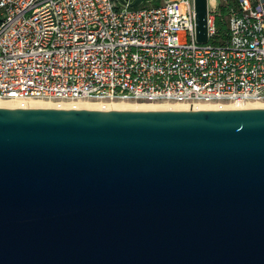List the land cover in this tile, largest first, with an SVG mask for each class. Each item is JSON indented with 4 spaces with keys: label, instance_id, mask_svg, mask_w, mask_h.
I'll return each mask as SVG.
<instances>
[{
    "label": "water",
    "instance_id": "1",
    "mask_svg": "<svg viewBox=\"0 0 264 264\" xmlns=\"http://www.w3.org/2000/svg\"><path fill=\"white\" fill-rule=\"evenodd\" d=\"M0 264H264V107H0Z\"/></svg>",
    "mask_w": 264,
    "mask_h": 264
},
{
    "label": "built area",
    "instance_id": "2",
    "mask_svg": "<svg viewBox=\"0 0 264 264\" xmlns=\"http://www.w3.org/2000/svg\"><path fill=\"white\" fill-rule=\"evenodd\" d=\"M218 4L199 43L194 0H0V100L264 102V0Z\"/></svg>",
    "mask_w": 264,
    "mask_h": 264
},
{
    "label": "bare ground",
    "instance_id": "3",
    "mask_svg": "<svg viewBox=\"0 0 264 264\" xmlns=\"http://www.w3.org/2000/svg\"><path fill=\"white\" fill-rule=\"evenodd\" d=\"M0 107H54V108H87V109H102V110H143V109H203V108H248V107H264V102H254L246 104H212V103H197L187 105L183 103H155V102H100L92 100H77V101H48V100H0Z\"/></svg>",
    "mask_w": 264,
    "mask_h": 264
},
{
    "label": "trees",
    "instance_id": "4",
    "mask_svg": "<svg viewBox=\"0 0 264 264\" xmlns=\"http://www.w3.org/2000/svg\"><path fill=\"white\" fill-rule=\"evenodd\" d=\"M232 5L231 2L219 3L217 9L213 12L214 24L222 36L225 35L227 30V17L229 15L230 6Z\"/></svg>",
    "mask_w": 264,
    "mask_h": 264
},
{
    "label": "crops",
    "instance_id": "5",
    "mask_svg": "<svg viewBox=\"0 0 264 264\" xmlns=\"http://www.w3.org/2000/svg\"><path fill=\"white\" fill-rule=\"evenodd\" d=\"M219 3L222 2V3H227V2H231L232 4L235 3V0H218ZM225 1V2H224Z\"/></svg>",
    "mask_w": 264,
    "mask_h": 264
}]
</instances>
